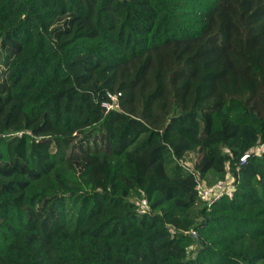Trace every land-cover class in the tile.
I'll return each instance as SVG.
<instances>
[{
  "label": "trees",
  "instance_id": "obj_1",
  "mask_svg": "<svg viewBox=\"0 0 264 264\" xmlns=\"http://www.w3.org/2000/svg\"><path fill=\"white\" fill-rule=\"evenodd\" d=\"M262 143L264 0H0V264H264Z\"/></svg>",
  "mask_w": 264,
  "mask_h": 264
},
{
  "label": "built area",
  "instance_id": "obj_2",
  "mask_svg": "<svg viewBox=\"0 0 264 264\" xmlns=\"http://www.w3.org/2000/svg\"><path fill=\"white\" fill-rule=\"evenodd\" d=\"M110 98L115 100L116 95L109 94ZM107 108H112L113 106L111 104H104ZM116 106V105H115ZM264 149V143L260 144L258 147H256L253 152L256 154L260 153L261 150ZM249 152L244 153L240 157V162H244L246 158L248 157ZM195 177V189L197 191V194L208 207H210L214 202H216L219 198H221L224 195L231 196L232 191L234 189V184L232 181V178L229 181L224 180V178L219 177L215 180H206L205 178H202L199 173H194ZM141 203L143 204L142 207L138 208L139 213H143L146 209V203L145 200H142ZM191 235L196 236V233L194 230L189 231Z\"/></svg>",
  "mask_w": 264,
  "mask_h": 264
},
{
  "label": "rangeland",
  "instance_id": "obj_3",
  "mask_svg": "<svg viewBox=\"0 0 264 264\" xmlns=\"http://www.w3.org/2000/svg\"><path fill=\"white\" fill-rule=\"evenodd\" d=\"M213 177H215V176H213ZM216 178H219V177H215V178H213V180H215ZM224 180L229 181L230 179H228V178L225 176Z\"/></svg>",
  "mask_w": 264,
  "mask_h": 264
}]
</instances>
